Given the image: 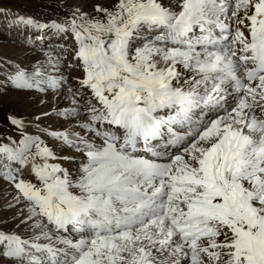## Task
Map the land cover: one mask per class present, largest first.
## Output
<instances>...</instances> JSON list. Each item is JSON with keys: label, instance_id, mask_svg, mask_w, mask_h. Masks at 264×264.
I'll use <instances>...</instances> for the list:
<instances>
[{"label": "snow or ice", "instance_id": "6c2138e0", "mask_svg": "<svg viewBox=\"0 0 264 264\" xmlns=\"http://www.w3.org/2000/svg\"><path fill=\"white\" fill-rule=\"evenodd\" d=\"M0 18V264H264V0Z\"/></svg>", "mask_w": 264, "mask_h": 264}, {"label": "bare ground", "instance_id": "6f19581e", "mask_svg": "<svg viewBox=\"0 0 264 264\" xmlns=\"http://www.w3.org/2000/svg\"><path fill=\"white\" fill-rule=\"evenodd\" d=\"M0 7L34 14L38 10V0H0ZM22 39L23 37L18 35L14 30L9 34L3 27L2 18H0V52H11L14 44H19Z\"/></svg>", "mask_w": 264, "mask_h": 264}]
</instances>
